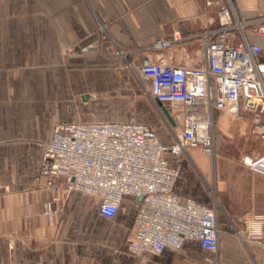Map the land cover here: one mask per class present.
Instances as JSON below:
<instances>
[{
    "label": "crops",
    "instance_id": "obj_1",
    "mask_svg": "<svg viewBox=\"0 0 264 264\" xmlns=\"http://www.w3.org/2000/svg\"><path fill=\"white\" fill-rule=\"evenodd\" d=\"M231 2L241 21L264 17V0ZM220 5L206 6L204 0H0V264H259L260 248L247 234L252 223L264 225V176L242 162L214 163L197 147L166 158L179 171L175 191L183 197L212 205L209 188L216 181L215 193L228 216L218 221L216 255L197 241H186L177 251L131 255L126 248L136 214L131 197L123 198L113 219L99 214L98 198L77 191L63 196L64 209L53 223L43 215L50 194L40 189L39 168L53 127L126 121L131 117L126 107L138 98L132 95L139 86L133 73L147 63L203 67L206 53L198 36L217 26ZM174 33L179 41L154 49L159 38L171 39ZM245 36L261 48L264 61V37L251 26ZM155 105L166 125L154 132L170 144L171 131L183 129V113L165 106L170 122ZM212 115L214 140L216 133L233 128L245 137L248 113L236 117L214 110ZM243 153L263 154L264 142ZM191 154L198 156V164ZM224 181L234 188V207L225 200Z\"/></svg>",
    "mask_w": 264,
    "mask_h": 264
},
{
    "label": "built area",
    "instance_id": "obj_2",
    "mask_svg": "<svg viewBox=\"0 0 264 264\" xmlns=\"http://www.w3.org/2000/svg\"><path fill=\"white\" fill-rule=\"evenodd\" d=\"M204 1L206 6L222 3L217 26L198 36L206 64L175 68L147 63L133 73L154 104L158 101L182 111V131H171L172 142L164 144L134 117L123 122L56 124L43 146L39 168L40 189L50 194L43 209L49 223L63 211V196L73 191L98 198V212L107 219L115 217L123 198L131 197L136 214L126 248L134 257L177 251L186 241H197L202 250L218 253L216 207L175 191L179 171L166 156L197 147L214 158V110L236 117L248 113L254 132L264 142V61L261 48L245 36L251 26L264 37V17L247 23L238 19L231 0ZM179 40L174 33L171 39L159 38L153 47L164 50ZM242 163L264 176V153L244 156ZM209 194L214 199L212 190ZM235 234L243 240L238 231ZM247 240L260 248L259 264H264V225L252 223Z\"/></svg>",
    "mask_w": 264,
    "mask_h": 264
},
{
    "label": "rangeland",
    "instance_id": "obj_3",
    "mask_svg": "<svg viewBox=\"0 0 264 264\" xmlns=\"http://www.w3.org/2000/svg\"><path fill=\"white\" fill-rule=\"evenodd\" d=\"M135 81L138 83V91L133 92L134 95H138L137 100H133V104L131 106H127L126 108L129 109V112L131 113V117H137L142 122L147 124L149 127H151L153 130L157 132V126L165 128L166 123L163 122V118L157 109V106L150 100L148 95H146L143 85L135 79ZM127 92V91H126ZM120 93V92H119ZM100 109H105L109 107H99ZM158 133V132H157ZM170 140H172L170 138ZM260 139L258 135L254 132V124L251 122L250 118L247 120V132L245 137L240 134L239 129L233 128L228 134L218 132L215 135V157L211 160L215 163L220 164H226V163H236V162H242V158L244 156L245 148H249L256 143H259ZM244 150V151H243ZM192 159L195 161V163H199L198 156L195 154H191ZM230 182L224 181V184H228L226 188L225 200L226 202L230 203L234 207V188L232 190L230 189ZM232 184H234V181H231ZM209 190L213 191L214 199H213V205L216 207L217 212V218L220 222H226L227 221V211L223 204L218 200L217 193H215L216 190V181H212L211 187ZM232 191V192H231ZM233 232H235L236 227H232Z\"/></svg>",
    "mask_w": 264,
    "mask_h": 264
},
{
    "label": "water",
    "instance_id": "obj_4",
    "mask_svg": "<svg viewBox=\"0 0 264 264\" xmlns=\"http://www.w3.org/2000/svg\"><path fill=\"white\" fill-rule=\"evenodd\" d=\"M157 105L161 108L162 112L164 113L165 117L171 122V117L168 113V111L166 110L165 106L162 105L160 102L156 101Z\"/></svg>",
    "mask_w": 264,
    "mask_h": 264
}]
</instances>
